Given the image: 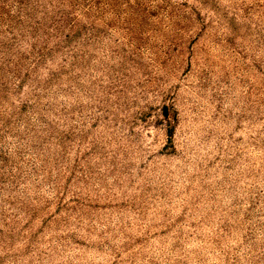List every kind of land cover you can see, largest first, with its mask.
Here are the masks:
<instances>
[{"label":"rangeland","instance_id":"rangeland-1","mask_svg":"<svg viewBox=\"0 0 264 264\" xmlns=\"http://www.w3.org/2000/svg\"><path fill=\"white\" fill-rule=\"evenodd\" d=\"M0 264H264V0H0Z\"/></svg>","mask_w":264,"mask_h":264}]
</instances>
